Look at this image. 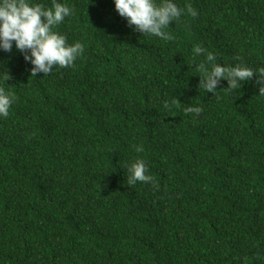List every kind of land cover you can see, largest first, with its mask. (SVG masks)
<instances>
[{"label":"trees","instance_id":"16d2710c","mask_svg":"<svg viewBox=\"0 0 264 264\" xmlns=\"http://www.w3.org/2000/svg\"><path fill=\"white\" fill-rule=\"evenodd\" d=\"M60 2L72 14L54 30L84 44L73 65L32 75L14 44L0 50L15 94L0 117V264H264L257 73L213 95L192 56L199 43L264 66V0H178L197 14L170 21L169 41L113 0ZM136 157L157 186L128 185Z\"/></svg>","mask_w":264,"mask_h":264},{"label":"clouds","instance_id":"9594fccd","mask_svg":"<svg viewBox=\"0 0 264 264\" xmlns=\"http://www.w3.org/2000/svg\"><path fill=\"white\" fill-rule=\"evenodd\" d=\"M118 14L125 17L127 23L143 34L159 37L163 41L174 40L175 36L168 31L169 22L176 21L185 13L195 16V8L185 3L181 7L178 0H113ZM72 14L67 3L53 0L51 7H46L40 0H0V50L11 51L13 44L32 67L30 72L48 74L54 65L71 66L77 57L83 54L84 44L79 40L69 43L67 37L54 30L65 17ZM203 54V59L195 64L200 80L198 87L204 91L217 94V85L221 78L227 80V89H238L241 82L257 73L259 93L264 95V66L253 68L244 60L237 58L236 63L217 62L216 55L207 51L201 44L192 46V56L196 60ZM9 79L8 72L0 71V117H7L15 94L4 87ZM187 113L199 115V105H188ZM195 118V116L193 117ZM142 152L141 146H136ZM127 183L133 185L137 181H156L148 174L149 165L141 157L126 162Z\"/></svg>","mask_w":264,"mask_h":264}]
</instances>
